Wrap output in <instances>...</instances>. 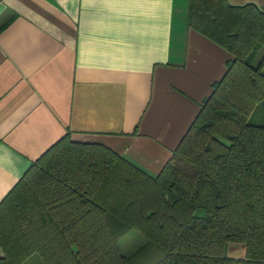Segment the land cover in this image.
<instances>
[{
    "label": "trees",
    "instance_id": "1",
    "mask_svg": "<svg viewBox=\"0 0 264 264\" xmlns=\"http://www.w3.org/2000/svg\"><path fill=\"white\" fill-rule=\"evenodd\" d=\"M189 18L232 57L161 173L64 136L0 203V264H264V10L191 0Z\"/></svg>",
    "mask_w": 264,
    "mask_h": 264
},
{
    "label": "crops",
    "instance_id": "2",
    "mask_svg": "<svg viewBox=\"0 0 264 264\" xmlns=\"http://www.w3.org/2000/svg\"><path fill=\"white\" fill-rule=\"evenodd\" d=\"M190 5L0 0V203L66 135L161 173L232 57L190 25ZM233 245L227 256L245 258Z\"/></svg>",
    "mask_w": 264,
    "mask_h": 264
},
{
    "label": "rangeland",
    "instance_id": "3",
    "mask_svg": "<svg viewBox=\"0 0 264 264\" xmlns=\"http://www.w3.org/2000/svg\"><path fill=\"white\" fill-rule=\"evenodd\" d=\"M146 239L137 231H132L128 233L118 242L119 250L124 255H130L135 252L139 247L145 243ZM235 244L233 246L239 245L240 243H230ZM232 246V245H231Z\"/></svg>",
    "mask_w": 264,
    "mask_h": 264
}]
</instances>
